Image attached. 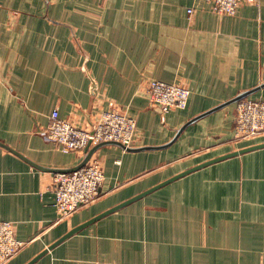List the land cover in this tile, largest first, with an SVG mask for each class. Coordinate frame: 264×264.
Listing matches in <instances>:
<instances>
[{"label": "crops", "instance_id": "crops-1", "mask_svg": "<svg viewBox=\"0 0 264 264\" xmlns=\"http://www.w3.org/2000/svg\"><path fill=\"white\" fill-rule=\"evenodd\" d=\"M153 79L188 87V106L162 112L147 95ZM263 84L264 0L234 15L207 0H0V221L14 222L27 242L6 264H27L74 227L190 167L264 142L233 143L234 103L166 148L105 145L92 156L105 172L100 197L60 220L56 172L47 169L76 167L85 150L48 139L54 109L85 126L113 102L136 118V146H159ZM249 97L264 99V86ZM34 264H264V148L147 194Z\"/></svg>", "mask_w": 264, "mask_h": 264}, {"label": "built area", "instance_id": "built-area-1", "mask_svg": "<svg viewBox=\"0 0 264 264\" xmlns=\"http://www.w3.org/2000/svg\"><path fill=\"white\" fill-rule=\"evenodd\" d=\"M219 14L234 15L243 4H258L260 0H207ZM188 12L191 14L193 9ZM151 102L167 113L174 108L188 106L191 90L179 83L152 80L146 88ZM234 140L244 141L264 133V99L246 97L236 103ZM48 139L66 152H81L87 146L106 141L136 146L137 120L111 102L99 112L94 123L79 126L63 119L58 109L51 114L45 131ZM264 135V134H263ZM105 173L100 162L91 158L83 167L71 172H56L53 193L60 220L67 219L79 210L94 203L101 194ZM27 242L17 237L14 222L0 221V264H6L20 253Z\"/></svg>", "mask_w": 264, "mask_h": 264}, {"label": "water", "instance_id": "water-1", "mask_svg": "<svg viewBox=\"0 0 264 264\" xmlns=\"http://www.w3.org/2000/svg\"><path fill=\"white\" fill-rule=\"evenodd\" d=\"M263 85L261 86H258V87H255L254 89H251V90H247V91H244L242 93H240L239 95H237L236 97H234L233 99L229 100V101H226L224 103H221L220 105H217L216 107L208 110V111H205L204 113H201L200 115L190 119L189 121H187L181 128L178 129L176 135L173 137V139L171 141H169L168 143L164 144V145H159V146H126L124 145L123 143L121 142H117V141H106V142H102V143H99L95 146H87L86 149H85V157L83 159V161L77 165L76 167H72L70 169H47V170H50V171H54V172H71V171H75L81 167H83L91 158L92 156L94 155V153L100 149L101 147L105 146V145H110V144H114V145H118L128 151H141V150H149V149H162V148H166V147H169L170 145H172L174 142H176V140L180 137V135L184 132V130L190 126L191 124L197 122L198 120L202 119L203 117L219 110V109H222L226 106H229L231 104H234V103H237L238 101L246 98V97H249L251 94H253L254 92H256L257 90H259L261 87H263ZM0 145H4L2 143H0ZM260 148H264V142H260V143H256V144H252V145H248V146H245V147H242V148H239L237 150H234L232 152H229V153H226V154H223L221 156H218V157H215V158H212V159H209L207 161H204L202 163H199L193 167H190L168 179H166L165 181L151 187L150 189H147L141 193H139L138 195L112 207L111 209L107 210V211H104L103 213L93 217L92 219H90L89 221L77 226V227H74L73 229H71L68 233H66L63 237H61L60 239H58L56 242H54L52 245H50L49 247H47L44 251H42L41 253H39L36 257H34L31 261H29L27 264H34L36 261H38L42 256H44L47 252H49L51 249L55 248L58 244H60L61 242H63L64 240L68 239L69 237H71L72 235L78 233L79 231H81L82 229L86 228L87 226L91 225L92 223L98 221L99 219L103 218L104 216L108 215V214H111L121 208H123L124 206L146 196L147 194L181 178V177H184L192 172H195L197 170H200L206 166H209L211 164H214L216 162H219V161H222V160H225L227 158H230V157H233V156H238L240 154H244L246 152H250V151H253V150H257V149H260ZM38 167V166H37ZM41 168H45V167H41ZM46 169V168H45Z\"/></svg>", "mask_w": 264, "mask_h": 264}, {"label": "rangeland", "instance_id": "rangeland-1", "mask_svg": "<svg viewBox=\"0 0 264 264\" xmlns=\"http://www.w3.org/2000/svg\"><path fill=\"white\" fill-rule=\"evenodd\" d=\"M153 80H157V79H153ZM152 81V80H151ZM150 81V82H151ZM170 83H173V82H170ZM149 86V85H148ZM151 101V100H150ZM115 104V103H114ZM158 107V106H157ZM159 108V107H158ZM161 109V108H160ZM174 109H177V108H174ZM162 111V110H161ZM123 112H125V111H123ZM126 114H128V112H125ZM128 115H130V114H128ZM264 134V133H263ZM263 134H260L259 136H257V137H254V138H251V139H247V140H244V141H237V140H232L233 141V143H235V144H241V143H244V142H249V141H253L254 139L256 140V139H258V137H260L261 135H263ZM137 139H138V123H137V138H136V142H135V144L137 143ZM105 173V172H104Z\"/></svg>", "mask_w": 264, "mask_h": 264}]
</instances>
